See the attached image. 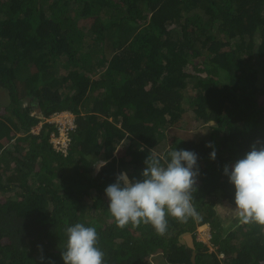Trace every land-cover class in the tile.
Masks as SVG:
<instances>
[{"label": "trees", "instance_id": "16d2710c", "mask_svg": "<svg viewBox=\"0 0 264 264\" xmlns=\"http://www.w3.org/2000/svg\"><path fill=\"white\" fill-rule=\"evenodd\" d=\"M58 111L74 115L66 152L45 121ZM253 145L264 146V0H0V264H63L76 222L96 227L105 264H264V226L233 216L223 173ZM173 149L198 154L197 216L167 217L162 235L118 227L105 187Z\"/></svg>", "mask_w": 264, "mask_h": 264}, {"label": "clouds", "instance_id": "9594fccd", "mask_svg": "<svg viewBox=\"0 0 264 264\" xmlns=\"http://www.w3.org/2000/svg\"><path fill=\"white\" fill-rule=\"evenodd\" d=\"M54 113L45 120L55 126L49 136L51 143L52 134L58 133L55 123L50 121ZM60 113L69 114L74 120L70 111ZM40 123L39 129L43 125V122ZM211 123L214 125L213 121ZM74 127L70 130V136ZM206 147L211 149L209 159L215 160L214 146L209 143ZM197 160L198 154L192 150L173 149L163 163L156 154L147 156L139 179L130 178L125 171L119 172L115 181L104 189L107 209L116 225L149 224L162 235L167 229V217L186 221L189 217L197 216L192 203V193L199 175ZM95 163L99 171L107 161ZM223 173L234 188L233 216L240 224L264 226V146H251L242 158L230 166L225 165ZM207 225L210 226L203 224L200 227ZM65 235L66 242L60 252L63 264H105L104 252L98 247L95 226L76 222L65 228Z\"/></svg>", "mask_w": 264, "mask_h": 264}, {"label": "built area", "instance_id": "2783aa9c", "mask_svg": "<svg viewBox=\"0 0 264 264\" xmlns=\"http://www.w3.org/2000/svg\"><path fill=\"white\" fill-rule=\"evenodd\" d=\"M65 116V117H64ZM63 117V120L60 119ZM51 122H54L57 128L58 133H53L51 141L53 143V147L57 150H61L66 152L70 147L71 136L70 130L74 127V120L68 114L55 112L53 117L50 119Z\"/></svg>", "mask_w": 264, "mask_h": 264}, {"label": "rangeland", "instance_id": "374dc122", "mask_svg": "<svg viewBox=\"0 0 264 264\" xmlns=\"http://www.w3.org/2000/svg\"><path fill=\"white\" fill-rule=\"evenodd\" d=\"M65 117V116H64ZM63 120V117L60 118ZM41 125V123H39L38 125H35L32 130L33 132H36L39 129V126ZM117 152H115L116 154ZM102 168H100V170H102ZM97 172V171H96ZM95 172V173H96ZM210 226H202L200 228H198L197 232H196V236L198 240H201L203 242H206L208 244V246L210 247V250L213 249V245L210 242V237H211V233L209 232ZM181 239L184 240L185 239V235H181ZM220 257H222V253L220 254ZM153 264H168L167 262H165V260H163L162 258H157L153 260Z\"/></svg>", "mask_w": 264, "mask_h": 264}, {"label": "water", "instance_id": "95a60500", "mask_svg": "<svg viewBox=\"0 0 264 264\" xmlns=\"http://www.w3.org/2000/svg\"><path fill=\"white\" fill-rule=\"evenodd\" d=\"M96 171H97V165L95 164L94 173ZM183 235H185V239L184 240L181 239V242L182 243H187L189 246L194 248V240H193V236L191 235V232L186 231V232L183 233ZM194 257H195V251L193 252L192 259H194Z\"/></svg>", "mask_w": 264, "mask_h": 264}]
</instances>
